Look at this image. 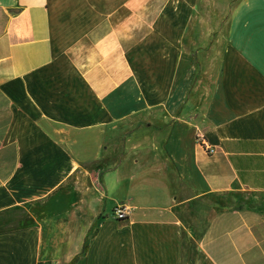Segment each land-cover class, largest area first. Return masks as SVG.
<instances>
[{
	"label": "crops",
	"instance_id": "obj_1",
	"mask_svg": "<svg viewBox=\"0 0 264 264\" xmlns=\"http://www.w3.org/2000/svg\"><path fill=\"white\" fill-rule=\"evenodd\" d=\"M203 1L0 0V264H264V0Z\"/></svg>",
	"mask_w": 264,
	"mask_h": 264
},
{
	"label": "rangeland",
	"instance_id": "obj_2",
	"mask_svg": "<svg viewBox=\"0 0 264 264\" xmlns=\"http://www.w3.org/2000/svg\"><path fill=\"white\" fill-rule=\"evenodd\" d=\"M237 2V0H226L222 1L221 3H217L214 1H203L202 2V10L204 14H208L209 18L211 20L212 26L219 25L221 28L227 27L228 20L230 16V11L232 6ZM210 24V25H211ZM220 30L222 31V29ZM26 212L24 210H15L6 212L3 215H1L3 220H5V223L0 227L1 229H7L12 228L20 225L21 222H24L27 220ZM82 227L89 226L88 218L84 220V223L81 225ZM93 232V231H91ZM90 234L89 232L86 235V238H89ZM84 262V256L79 255V257L73 262V264H83Z\"/></svg>",
	"mask_w": 264,
	"mask_h": 264
},
{
	"label": "built area",
	"instance_id": "obj_3",
	"mask_svg": "<svg viewBox=\"0 0 264 264\" xmlns=\"http://www.w3.org/2000/svg\"><path fill=\"white\" fill-rule=\"evenodd\" d=\"M210 151H213L210 147H208ZM131 209L125 204H118L113 209V216L120 221L127 220L130 216Z\"/></svg>",
	"mask_w": 264,
	"mask_h": 264
},
{
	"label": "trees",
	"instance_id": "obj_4",
	"mask_svg": "<svg viewBox=\"0 0 264 264\" xmlns=\"http://www.w3.org/2000/svg\"><path fill=\"white\" fill-rule=\"evenodd\" d=\"M88 247H89V238H85L84 243H83V246H82V250H81L80 254L83 255V256H85V255L87 254ZM80 254H79V255H80ZM79 255L76 256V257L73 259V261L70 262L69 264H73V262H75V260L79 257Z\"/></svg>",
	"mask_w": 264,
	"mask_h": 264
}]
</instances>
